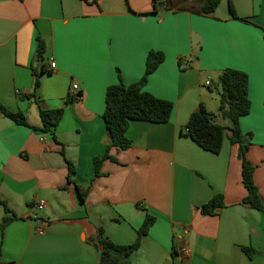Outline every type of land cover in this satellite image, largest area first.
Returning <instances> with one entry per match:
<instances>
[{"label": "crops", "instance_id": "obj_1", "mask_svg": "<svg viewBox=\"0 0 264 264\" xmlns=\"http://www.w3.org/2000/svg\"><path fill=\"white\" fill-rule=\"evenodd\" d=\"M218 1L212 15H198L155 9L152 0H0V103L35 127L38 106L64 108L58 142L0 113V201L9 210L0 203V223L12 218L0 229V264H99L97 229L131 244L146 214L156 220L130 264H264V212L242 204L238 146L226 131L213 154L184 130L200 104L228 125L217 115V78L224 69L244 72L250 111L239 126L251 137L246 159L264 201V0ZM38 38L55 68L40 75L35 101L20 97L32 90ZM149 51L164 59L144 90L173 104L170 120L131 121V146L112 148L116 162L105 160L94 177L109 141L105 91L137 82ZM75 186L89 187L84 200ZM213 194L224 207L201 215ZM242 247L256 253L249 258Z\"/></svg>", "mask_w": 264, "mask_h": 264}, {"label": "trees", "instance_id": "obj_2", "mask_svg": "<svg viewBox=\"0 0 264 264\" xmlns=\"http://www.w3.org/2000/svg\"><path fill=\"white\" fill-rule=\"evenodd\" d=\"M153 7L163 6L167 10H187L198 15H212L219 5L218 0H152ZM229 10L234 19H239L232 3H229ZM45 44L38 38L35 62L37 67H31L32 90L20 98L37 100V90L40 87V75L50 74L51 70L44 63ZM164 56L158 51H149L145 61V70L142 77L135 83L125 86L122 83L111 85L105 91V109L102 119L108 135L106 151L102 156L94 159V177L101 176L100 168L105 160L116 162L110 155L112 148L126 150L131 146V140L126 136V130L131 121H145L155 124L167 123L173 110V104L169 101L158 99L144 90V86L150 74H152ZM219 90V106L217 115L227 120L228 125L218 124L214 121V114L207 111L203 104L199 105L197 111L193 112L185 126V134L200 148L205 151L217 154L220 152L226 131L229 132L228 139L231 144L238 146V157L241 160V181L246 190V195L242 199V204L250 208L264 212V201L259 195L258 188L254 183V166L246 159V152L250 146V135L243 134L240 130L239 119L247 115L250 111V100L248 97V77L244 72L224 69L217 78ZM0 113L8 117L16 124L39 130L57 141L56 127L62 120L64 108L45 109L38 106V114L41 126L35 127L27 123L25 116L20 112H10L0 103ZM63 154V152H61ZM68 183L73 182L71 176L75 170L69 161ZM82 200L85 199L89 187L82 188L75 186ZM5 211L9 212L5 202L0 201ZM224 207L223 197L220 194H213L211 198L198 207V211L203 216H214ZM12 218L4 217L0 223L3 229ZM156 218L151 214H146L141 226L137 230V238L131 244L119 245L113 243L104 236L102 228L97 229V238L94 246L100 251L99 264H130L131 254L140 246L141 237L146 235L154 224ZM242 252L252 257L256 253L249 247H242ZM176 254L172 249V255Z\"/></svg>", "mask_w": 264, "mask_h": 264}, {"label": "built area", "instance_id": "obj_3", "mask_svg": "<svg viewBox=\"0 0 264 264\" xmlns=\"http://www.w3.org/2000/svg\"><path fill=\"white\" fill-rule=\"evenodd\" d=\"M49 68H50V69H54V68H55V64H54L53 61H50V62H49ZM207 85H208V83H207ZM184 130L186 131V129H184ZM44 206H45V202H44V201H39V202L34 206V208H35L36 210H42V209L44 208ZM36 231H37V233H38L39 235H42L43 232H44V230H43L42 227H38V228L36 229ZM3 264H5V263H3Z\"/></svg>", "mask_w": 264, "mask_h": 264}]
</instances>
